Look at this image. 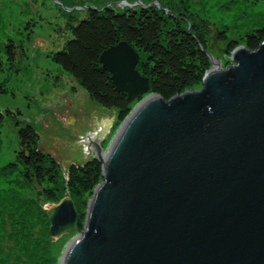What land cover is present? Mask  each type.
Masks as SVG:
<instances>
[{
  "label": "water",
  "instance_id": "obj_1",
  "mask_svg": "<svg viewBox=\"0 0 264 264\" xmlns=\"http://www.w3.org/2000/svg\"><path fill=\"white\" fill-rule=\"evenodd\" d=\"M207 57L199 87L164 100L126 42L99 54L126 103L140 99L105 152L114 109L62 131L60 146L78 165L96 160L101 181L59 264H264V39L235 47L225 68ZM44 211L51 239L76 230L68 195Z\"/></svg>",
  "mask_w": 264,
  "mask_h": 264
},
{
  "label": "rangeland",
  "instance_id": "obj_2",
  "mask_svg": "<svg viewBox=\"0 0 264 264\" xmlns=\"http://www.w3.org/2000/svg\"><path fill=\"white\" fill-rule=\"evenodd\" d=\"M161 0H0V264H59L62 252L80 231L51 239L44 205L68 195L81 211L77 221L83 226L90 194L77 198L66 189L67 174L61 168L78 165L79 154L61 145V134L68 122L79 127L89 114L105 108L93 103L71 78L60 72L48 54L61 46L60 34L69 20L77 22L91 7L115 10L161 7ZM174 15L186 11L207 22L226 41L243 45L249 32L264 27V1L245 0H169ZM225 41V42H226ZM215 33L207 39V56L221 68L230 65L226 43ZM11 45L13 48H11ZM22 47V51L20 50ZM20 47V49H19ZM7 49H12L9 59ZM231 53V52H230ZM209 61V60H208ZM210 65V64H209ZM195 88H198L196 86ZM138 101L133 100V107ZM28 123L37 133L38 145L58 163L55 183L47 176L37 182L24 176L16 163L17 129L15 121ZM14 114V115H13ZM118 125L111 126L101 143L105 152ZM101 181V177L98 183ZM55 199L47 200L45 190ZM77 214V213H76Z\"/></svg>",
  "mask_w": 264,
  "mask_h": 264
},
{
  "label": "trees",
  "instance_id": "obj_3",
  "mask_svg": "<svg viewBox=\"0 0 264 264\" xmlns=\"http://www.w3.org/2000/svg\"><path fill=\"white\" fill-rule=\"evenodd\" d=\"M161 2V7L137 9L91 7L77 22L69 20L65 24L60 34L61 46L48 54L60 72L83 89L93 103L115 110L117 124L128 114L131 104L126 103L125 93L114 88L109 72L99 62V54L104 49L118 41L126 42L138 55L135 68L147 79V92L167 100L184 90L199 87L210 66L206 50L212 32L218 41H226L223 33L213 31L200 17L186 11L172 15V11H165L169 0ZM263 39L264 27H261L246 34L242 41L246 50H252ZM225 43L228 54L238 44L231 40ZM7 54L9 59L13 58L12 49H7ZM6 114L11 119L12 115ZM2 116L0 112V123ZM11 120L18 126L15 160L24 168V176L37 182L47 176L48 182L55 183V175L59 176L57 164L40 149L35 130L28 123L17 121L16 117ZM100 172L101 165L94 159L81 165H70L66 189L77 198L88 195L98 183ZM44 193L47 200L55 199L51 191L46 189ZM75 211L76 230L80 231L82 225L77 219L82 215L77 207Z\"/></svg>",
  "mask_w": 264,
  "mask_h": 264
}]
</instances>
